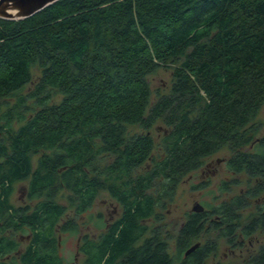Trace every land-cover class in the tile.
Here are the masks:
<instances>
[{
  "label": "trees",
  "instance_id": "trees-1",
  "mask_svg": "<svg viewBox=\"0 0 264 264\" xmlns=\"http://www.w3.org/2000/svg\"><path fill=\"white\" fill-rule=\"evenodd\" d=\"M164 67L173 69L172 86L152 101L149 77ZM263 104L264 0H59L25 19L0 18V264H63L54 232L67 207L57 197L69 192L83 214L106 186L125 211L90 249L89 264L122 255L130 264H174L165 242L133 248L146 231L140 220L225 146L236 153V173L264 176V137L256 153L240 146ZM159 121L170 128L160 151L148 131ZM134 126L144 131L130 133ZM105 154L104 180L93 168ZM156 179L161 198L150 190ZM25 180L33 206L15 207L14 184ZM220 210L227 218L231 205ZM198 219L191 214L182 229L175 260ZM60 226L77 231L73 221ZM29 228L34 245L18 261L13 235ZM210 252L203 246L181 263L200 264ZM252 259L264 264V247Z\"/></svg>",
  "mask_w": 264,
  "mask_h": 264
},
{
  "label": "rangeland",
  "instance_id": "rangeland-1",
  "mask_svg": "<svg viewBox=\"0 0 264 264\" xmlns=\"http://www.w3.org/2000/svg\"><path fill=\"white\" fill-rule=\"evenodd\" d=\"M172 71V68L164 67L150 75L149 81L153 91L152 101H156L159 94L169 92L173 80ZM34 74L38 76L40 71L34 68ZM169 129L167 125L159 121L148 130L157 144V150L160 151L158 145L161 144L163 136L167 134ZM243 130L245 131V139H242L244 143L242 142V145H240L241 150L251 154L261 151L257 145L251 148V144L257 138L264 136V104L261 105L254 120L246 125ZM129 131L130 133H135L143 132L144 130L134 126ZM42 155L37 154L33 156L34 164L37 163ZM235 155L234 150L229 146H225L217 153L206 157L198 169L183 176L173 197L168 196L160 199L161 205L155 208V213L146 219L140 220L147 227L146 236L150 237L155 232L154 234L161 235L162 238H166L174 246L178 230L182 222L188 217L189 210H191L195 202L198 201L205 206L208 205L209 209H211V207L220 205V203L232 197L245 195L248 199L247 205L245 204L244 208L236 212L238 218L233 222L237 225L236 232H241V228L256 217L257 211L259 212L258 208L264 207L262 206L264 202V176L252 177L243 173L233 174L229 170L227 160L233 156L235 157ZM109 161L108 155L105 154L103 155L101 165L93 168V170L100 168L103 171L101 177L103 176L104 180L105 175L107 176L108 173ZM147 166L149 167L150 164L146 163L142 167L135 169L133 176L145 173ZM90 175L92 176V174ZM225 182L227 185H225ZM28 184L29 180L19 181L14 184V192L10 198V203L15 207L33 206V200L28 197ZM161 189L162 186H160L159 180H154V185L150 190L154 192L155 197L161 198ZM69 194V192L64 190L57 197V202L67 207V212L62 217L60 224L73 221L77 224L78 229L75 232L62 233V231H56L55 236L60 237V252L65 260L64 264H79L85 259L82 253H78L79 237H84L88 233L95 239L100 234H105L107 223H113L115 220L123 217L125 205H123L120 199L118 201L114 198L109 191V187L106 186L100 191L95 204L90 209L84 211L83 214H78L75 211V205L70 202ZM115 207L116 210L114 211ZM209 217L211 220L215 218L213 212L209 214ZM210 227L211 224L208 222L207 229H205L200 238L196 239L201 240L204 244L208 242L216 244L214 252L207 259V264H249L244 262L247 251L260 248L261 245L257 244V240L264 243V231H258L251 238L244 239L245 242L242 241L240 244L239 242L242 240V237L240 240L235 239L234 241H230L225 237L220 238L218 236L220 230L215 231ZM22 233L26 232H15L13 235L14 239L18 242L20 250L26 247L24 244L19 243ZM250 241L253 243L251 246L249 244Z\"/></svg>",
  "mask_w": 264,
  "mask_h": 264
},
{
  "label": "flooded vegetation",
  "instance_id": "flooded-vegetation-1",
  "mask_svg": "<svg viewBox=\"0 0 264 264\" xmlns=\"http://www.w3.org/2000/svg\"><path fill=\"white\" fill-rule=\"evenodd\" d=\"M263 137L257 138L251 144V148L255 147L257 145V143L259 142V140H261ZM256 152H254V153H256ZM231 158H233V157H231ZM231 158H229L227 160L228 167H229V170L233 172V174H236V171L233 170L231 168V166L229 165L230 162H231ZM242 173L250 175V174H248L246 172H242ZM254 177H260V176H254ZM225 185H227L226 182H225ZM236 198L242 199V202L238 203V205L235 204ZM227 201H228V204L231 205V213H230V215L227 218L221 216L222 215V211L220 210L221 205L225 201L220 203V205L211 207L212 210L209 209L208 205L205 206L201 202H198V201L195 202L192 205L191 210H189L188 217H186V219L182 222V224H181V226H180V228L178 230V235L176 236V241H175L174 246H172L166 238H162V236L157 234V233L154 234L155 232H153L150 237H147L146 236V233H147V227L146 226H145L146 227V231L143 233V235H141L139 238H137L133 242L132 246H133V248H137L138 249V248H141V247L143 248V246H145V245H149L151 247V249L154 250L155 246H156V244H158V242L159 243L165 242L166 245H167V252L170 255V258H172L174 260V264H182L181 262H182V260L184 258H187L189 255H191L197 249L203 248V246H208L210 248L211 252L205 258H202L200 260V262H199L200 264H207V259L210 256V254H212L214 252L216 244H214V242H212V243L208 242V243L204 244V243H202L201 240H196V239L200 238L202 236L203 232L205 231V229H207V223L208 222H210V224H211L210 228H213L215 231L220 230V232L218 233V236L220 238L225 237V238L229 239L230 241H234L235 239H239L240 240L241 237H242V240H240V242H239L240 244L242 243V241L245 242L244 239L251 238L258 231H264V225L259 224V221L262 218L264 219V207H259L258 208L259 212L257 211L258 214H256V217L252 221H250L248 224H246L243 228H241L242 229L241 232H236L237 225L233 223L234 220H236L238 218V214L236 212L238 210L244 208L247 205L248 199H247V197L245 195H243V196L239 195V196L232 197L231 199H229ZM199 204L202 205L203 208L200 209V207H199L200 210L197 211V210H195V207H197ZM262 206H264V202H263ZM115 210H116V207H115L114 211ZM210 211L213 212V214L215 215V218L212 219V220L209 217V214L211 213ZM193 213L199 214V219H198V223H197L198 234H197V236L195 238H193L191 240V244L184 250V253H183V256H182V260L181 261L175 260L176 257H177V252H178V244H179L178 238L180 236V233H181L182 229H184L186 227L190 215L193 214ZM121 219L122 218H119L118 220H115V222H113V223L112 222L107 223V231L105 232V234H100L95 239H93L92 236H90L88 233H86L87 235H84V237L83 236L79 237V240H78V253H82L84 255V258H85L83 260V262L79 263V264H89L90 259H91L90 258L91 254L89 252L90 249L92 247L97 246V244L99 242L101 243V244L99 243L100 245L105 243L104 238L109 234L111 229ZM214 222H215V224H214ZM60 225H62V223L58 224L56 226L54 235H55L56 231H61V226ZM75 227H77V229H78V226H77L76 223H75ZM230 229H231V234L229 233ZM64 232H75V231H70V230L62 231V233H64ZM34 234L35 233L31 232V229L29 228V229L26 230V233H22L20 235V239H19L20 242L19 243L24 244V246H26V247L24 249H22V250H20V249H19V251L17 250L13 254V255H16L18 257V261L20 260V257L23 256V254L26 253L28 251V249L30 247H32V245H34V238H35ZM219 234H221V235H219ZM56 239H57L56 240L57 245L59 247L58 251H59L60 256L62 257L63 264H64L65 260H64V258L62 256V253L60 252V237H56ZM249 244H250V246L253 245V243L251 241H250ZM257 244L261 245L260 248L259 249H254L252 251L248 250L247 251V256L244 258V262L252 264L251 261L253 260L252 259L253 256H255V255L259 254V252H261L262 248L264 247V243L263 242H259L257 240ZM194 246H196V247L193 250H191V248L194 247ZM189 250H191V251H189ZM11 258H12V255L8 256V261ZM106 258H107V256H106ZM106 258H105L104 262L106 261ZM128 259H129V256L127 258V257L122 255V257H119L116 260H113L112 264H130V263L127 262ZM34 262L35 261H31L30 264H34Z\"/></svg>",
  "mask_w": 264,
  "mask_h": 264
},
{
  "label": "water",
  "instance_id": "water-1",
  "mask_svg": "<svg viewBox=\"0 0 264 264\" xmlns=\"http://www.w3.org/2000/svg\"><path fill=\"white\" fill-rule=\"evenodd\" d=\"M57 1L59 0H0V18L7 20L25 19ZM199 207L200 209L203 208L199 204L195 210H200ZM195 247H192L191 250Z\"/></svg>",
  "mask_w": 264,
  "mask_h": 264
}]
</instances>
